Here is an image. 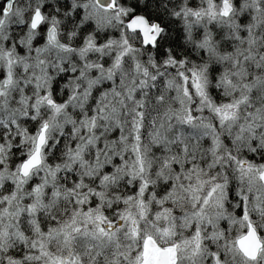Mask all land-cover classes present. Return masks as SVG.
Listing matches in <instances>:
<instances>
[{"label": "clouds", "instance_id": "obj_1", "mask_svg": "<svg viewBox=\"0 0 264 264\" xmlns=\"http://www.w3.org/2000/svg\"><path fill=\"white\" fill-rule=\"evenodd\" d=\"M0 264H264V0H0Z\"/></svg>", "mask_w": 264, "mask_h": 264}]
</instances>
